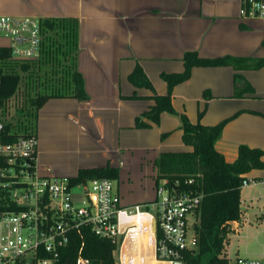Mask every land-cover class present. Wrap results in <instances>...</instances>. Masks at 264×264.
I'll list each match as a JSON object with an SVG mask.
<instances>
[{
	"label": "crops",
	"instance_id": "1",
	"mask_svg": "<svg viewBox=\"0 0 264 264\" xmlns=\"http://www.w3.org/2000/svg\"><path fill=\"white\" fill-rule=\"evenodd\" d=\"M240 7L241 0H0V15L66 18L78 24L76 65L88 100L51 98L38 110L40 172L74 176L82 167H100L107 162L122 171L130 157L141 154L148 177L153 176L155 183L157 173L153 172H157L159 153L189 151L190 147L179 150L183 141L176 115L163 112L158 124L134 127L135 118L153 103V92L133 86L128 75L139 64L154 92L165 94L160 73L183 71L186 51H196L204 58H264V19L242 17ZM10 44L0 42V46ZM235 73L245 79L252 92L234 95L235 88L243 85L234 82ZM256 73V69L235 70L231 66L193 67L189 79L172 91L173 108L192 123L197 122L202 108L199 121L204 125L237 114L225 124L215 143L229 162L235 160L240 144L264 151V119L256 114L264 111V98L256 92ZM133 94L140 98H128ZM61 142L77 148L75 165L70 159L67 168L49 162L47 155H54V146ZM253 172L246 175L253 182L247 186L255 180L264 185V171ZM118 181L122 206L151 202L142 196L130 198L119 176ZM240 199L242 209V191ZM246 215L241 210L240 220L230 222L232 232L247 222Z\"/></svg>",
	"mask_w": 264,
	"mask_h": 264
},
{
	"label": "trees",
	"instance_id": "2",
	"mask_svg": "<svg viewBox=\"0 0 264 264\" xmlns=\"http://www.w3.org/2000/svg\"><path fill=\"white\" fill-rule=\"evenodd\" d=\"M39 23L41 31L39 60L15 58L10 46H0V114L6 100L15 95L20 85V71L29 72L30 75L38 73L44 64L47 68L45 87H36V83H39L38 78L33 77V84L43 93L30 99V106L33 109L30 128L19 131L12 122L0 123V141L4 143L13 142L20 137L36 139L38 110L49 99L71 97L79 101L88 100L83 78L76 65L77 22L66 18H41ZM182 61L183 71L160 73L166 84L165 94L154 92L150 80L139 64L133 67L128 75L129 82L135 87H144L153 92L150 96L153 103L135 118V128H149L152 124H158L163 112L176 114L172 105L173 88L189 79L193 67L231 66L235 70H240L258 69L264 64V58L231 56L204 58L196 51L184 52ZM233 80L236 84H243L235 88V96L239 97L253 91L239 73L234 74ZM207 94L206 91L203 92L204 96ZM128 98L140 96L133 94ZM202 113L203 111H198V120L195 123H192L184 113L178 115L182 141L190 150L159 153L155 161L157 169L155 184L164 178L168 179L169 184L179 180L180 187L195 188L197 185L203 193L198 210V223L194 225L197 248L186 251L181 259L182 263L231 264L225 251L229 234L232 232L230 222L239 221L241 218L242 183L252 170L264 169V151L240 144L235 160L226 161L223 154L216 150L215 143L225 124L236 114L217 124L204 125L199 121ZM118 175V168L110 166L107 162L100 167H82L76 175L70 176V179L73 182L100 177L118 180ZM187 177H196L197 184H184ZM117 247L115 242L96 236L90 225H84L79 232L76 230L69 232L68 243L60 249L54 264H76L79 252L89 260V264H115L117 259L114 251Z\"/></svg>",
	"mask_w": 264,
	"mask_h": 264
},
{
	"label": "built area",
	"instance_id": "3",
	"mask_svg": "<svg viewBox=\"0 0 264 264\" xmlns=\"http://www.w3.org/2000/svg\"><path fill=\"white\" fill-rule=\"evenodd\" d=\"M239 14L264 19V0H241ZM0 36L11 40L15 58L31 59L39 53L38 18L0 15ZM70 178L40 172L34 137L0 141V264H54L68 243L69 232H79L84 225H90L99 238L117 244L120 264L122 254L132 262L134 252L157 262L183 264L184 253L197 248L194 225L203 193L196 177L184 180L195 188L161 179L154 201L131 206L121 205L113 184L117 180L100 177L73 182ZM251 182L245 179L242 187ZM139 212L147 214L140 230L131 222ZM76 264H89V260L79 252ZM234 264H264V256L237 257Z\"/></svg>",
	"mask_w": 264,
	"mask_h": 264
},
{
	"label": "rangeland",
	"instance_id": "4",
	"mask_svg": "<svg viewBox=\"0 0 264 264\" xmlns=\"http://www.w3.org/2000/svg\"><path fill=\"white\" fill-rule=\"evenodd\" d=\"M0 42L2 43H11L8 40V37L0 36ZM11 45V44H10ZM41 58V52L37 54L36 57L31 58V61L39 60ZM43 59V58H42ZM17 60V59H16ZM46 65H42L39 69L38 73H33L29 75V72L20 71L21 81L20 85L17 88L15 95L8 98L5 102L3 110L0 114V123L12 122L17 130L21 131L24 129L30 128L32 124V113L33 109L30 106V99L32 97L37 96L38 94H42L40 89L36 88L39 86L45 87L47 85L46 79ZM256 84L258 88L256 92L261 99L264 98V66L262 68L256 69ZM33 77L37 79L38 84L36 83V87L33 80ZM40 77V79H39ZM32 78V80H31ZM38 89V90H37ZM210 96V95H209ZM207 98V97H206ZM261 101V100H259ZM263 101V100H262ZM175 110V109H174ZM199 111H203L202 108ZM178 116V111H175ZM202 113V115H203ZM256 114L264 119V111L256 112ZM201 115V117H202ZM237 115V114H236ZM59 137L61 135H58ZM179 150H188L189 147L184 143L180 144ZM176 150L178 147H174ZM78 150L74 146L67 147L65 142L58 143L54 146V155H47L49 162H54L58 166H65L69 164V159L72 164L75 165L77 163V154ZM146 161L141 157V154H136L134 157H130L128 160V165L120 170L118 168V176L120 181H123L126 184V192L130 195V198L138 199V197L142 196V198L150 199L149 201H154L155 199V186L156 184L153 182L154 177H148V173L145 169ZM153 165V164H152ZM156 167V166H155ZM156 169V168H155ZM255 172L264 171V170H253ZM156 174V170L153 172ZM152 174V172H151ZM254 177L255 175H251ZM263 178V177H262ZM258 180H255V182ZM153 182V184H151ZM251 184L249 186L242 187V199H243V210L247 213L246 218L247 222H244L241 227L238 228L237 232H231L230 242L227 245V256L230 259V263L234 264V260L237 257L244 258H258L264 256V185L260 183ZM118 182H114V188L118 187ZM253 183V182H251ZM124 185V184H123ZM122 185V186H123ZM125 186V185H124ZM146 188V189H145ZM148 188V189H147ZM121 190V189H120ZM128 190V191H127ZM261 219V220H260ZM189 222H193L192 217L190 216ZM120 248L116 250V261H119ZM135 258V257H134ZM133 264H143L137 261V259H133ZM125 259V263L122 264H130ZM146 264V262L144 263Z\"/></svg>",
	"mask_w": 264,
	"mask_h": 264
},
{
	"label": "bare ground",
	"instance_id": "5",
	"mask_svg": "<svg viewBox=\"0 0 264 264\" xmlns=\"http://www.w3.org/2000/svg\"><path fill=\"white\" fill-rule=\"evenodd\" d=\"M146 221H147V214L143 213V212H139L131 218V222L134 223L135 225H138L139 230L141 227H143L146 224ZM133 254L135 255V260L137 259L138 262L143 263V264L145 262H146V264H167L164 262L154 261L151 257H148L147 255L145 256L143 254V252H141L137 256H136V252H134ZM125 255L126 254H122V262L123 263H125ZM133 261L131 263L130 262H128V263L133 264Z\"/></svg>",
	"mask_w": 264,
	"mask_h": 264
},
{
	"label": "water",
	"instance_id": "6",
	"mask_svg": "<svg viewBox=\"0 0 264 264\" xmlns=\"http://www.w3.org/2000/svg\"><path fill=\"white\" fill-rule=\"evenodd\" d=\"M114 254H116V251H114ZM115 264H120L119 261H116ZM173 264H181L180 262H174Z\"/></svg>",
	"mask_w": 264,
	"mask_h": 264
}]
</instances>
